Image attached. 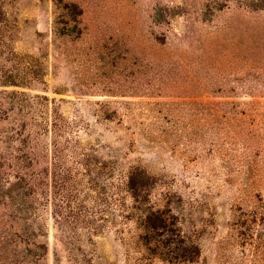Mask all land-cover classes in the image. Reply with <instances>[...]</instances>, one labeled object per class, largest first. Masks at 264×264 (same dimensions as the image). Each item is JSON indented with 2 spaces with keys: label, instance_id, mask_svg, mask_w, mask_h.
Masks as SVG:
<instances>
[{
  "label": "rangeland",
  "instance_id": "374dc122",
  "mask_svg": "<svg viewBox=\"0 0 264 264\" xmlns=\"http://www.w3.org/2000/svg\"><path fill=\"white\" fill-rule=\"evenodd\" d=\"M0 264H264V0H0Z\"/></svg>",
  "mask_w": 264,
  "mask_h": 264
},
{
  "label": "trees",
  "instance_id": "16d2710c",
  "mask_svg": "<svg viewBox=\"0 0 264 264\" xmlns=\"http://www.w3.org/2000/svg\"><path fill=\"white\" fill-rule=\"evenodd\" d=\"M135 195H137V191L135 192ZM166 227H167V223H165V222H159L156 224H151L149 222V224H148V228H150L152 230H160V229H164Z\"/></svg>",
  "mask_w": 264,
  "mask_h": 264
}]
</instances>
